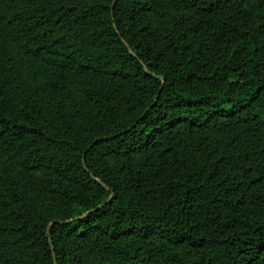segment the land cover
<instances>
[{"label":"trees","instance_id":"obj_1","mask_svg":"<svg viewBox=\"0 0 264 264\" xmlns=\"http://www.w3.org/2000/svg\"><path fill=\"white\" fill-rule=\"evenodd\" d=\"M0 264H264V0H0Z\"/></svg>","mask_w":264,"mask_h":264}]
</instances>
